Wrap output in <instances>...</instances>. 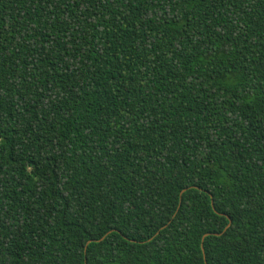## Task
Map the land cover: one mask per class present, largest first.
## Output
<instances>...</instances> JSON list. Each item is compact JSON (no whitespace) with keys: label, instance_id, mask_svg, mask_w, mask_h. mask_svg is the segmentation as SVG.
<instances>
[{"label":"trees","instance_id":"1","mask_svg":"<svg viewBox=\"0 0 264 264\" xmlns=\"http://www.w3.org/2000/svg\"><path fill=\"white\" fill-rule=\"evenodd\" d=\"M0 264H264V0H0Z\"/></svg>","mask_w":264,"mask_h":264}]
</instances>
